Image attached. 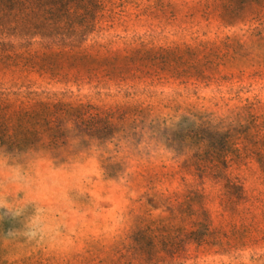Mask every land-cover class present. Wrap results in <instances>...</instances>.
I'll list each match as a JSON object with an SVG mask.
<instances>
[{"label": "rangeland", "instance_id": "rangeland-1", "mask_svg": "<svg viewBox=\"0 0 264 264\" xmlns=\"http://www.w3.org/2000/svg\"><path fill=\"white\" fill-rule=\"evenodd\" d=\"M92 12L81 48L91 47L95 61L70 58L73 68L64 69V58H52V70L25 74L23 82L0 75V92L35 94L67 112L62 124L70 133L50 151L63 158L71 139L91 153L92 177L62 244L3 241L0 264H264V177L256 155L264 157V0H101ZM132 104L145 108L143 125L154 120L156 133L99 147L74 120L78 110L85 117L111 113L119 123ZM39 106L11 97L0 103V124L11 117L13 134L25 124L18 111ZM244 147L249 155L235 157ZM197 149L202 173L182 168ZM224 153L225 170L214 158ZM212 158L239 186L229 196ZM107 159L122 163L113 178L104 175ZM16 226L6 219L0 232Z\"/></svg>", "mask_w": 264, "mask_h": 264}, {"label": "trees", "instance_id": "trees-1", "mask_svg": "<svg viewBox=\"0 0 264 264\" xmlns=\"http://www.w3.org/2000/svg\"><path fill=\"white\" fill-rule=\"evenodd\" d=\"M100 5L101 0H0V75H8L10 79L23 82L25 74L52 70L54 61L46 62L52 58L58 61L64 58V61H61V68L64 69L73 68L71 65L73 59L88 58L95 61L94 55H91L92 48H81V46L86 41L89 28L93 26L90 21L92 19L89 20V14H93V7ZM70 58L73 59L67 62ZM14 84L16 85V82ZM11 97L15 101L39 103L41 108L20 109L18 114L26 118L23 119L25 124L17 125L13 134H9L8 121L11 117H7V121L0 124V145L7 146L9 150L25 148L57 150L64 144L62 138L70 133L62 124V116L67 112H63L57 104L40 101L37 95H31V93L0 92V103H8ZM125 110H127L126 113H121L119 116V123L111 121L114 115L111 113L103 117L99 115L85 117L88 113L81 114L78 110H74L76 113L74 120L75 123L88 127L99 147L111 144L114 139L120 142L128 137L134 138L142 131L156 133L158 126L154 120H150L147 126L143 125L148 120V115L144 114L145 108H142V105L132 104ZM4 115L5 112L3 117H6ZM33 115L38 116L37 122L42 123L30 124L28 120ZM125 115L131 119L130 124L120 123ZM205 124L207 125V123L203 125ZM168 144L174 146V141L169 139ZM116 146L117 144H114L115 148ZM262 146L264 147V144ZM172 151L176 152V147H173ZM234 151L235 157L240 159L246 158L250 153L246 147L241 152ZM256 155L264 177V157L259 153ZM227 156V153H224L214 157L224 170L228 166ZM106 161L108 163L102 167L104 175L107 178L117 176L122 163H109L110 159ZM201 161L200 152L197 149L183 162L182 168L195 167L202 173L207 167L201 166ZM210 162L213 163H211V171L224 180V195H231V191L239 186L234 180L222 174L219 166L214 164L213 158Z\"/></svg>", "mask_w": 264, "mask_h": 264}, {"label": "clouds", "instance_id": "clouds-1", "mask_svg": "<svg viewBox=\"0 0 264 264\" xmlns=\"http://www.w3.org/2000/svg\"><path fill=\"white\" fill-rule=\"evenodd\" d=\"M66 139L63 158L47 148L9 150L0 145V222L18 226L0 232L10 245L57 246L81 214L90 187V152Z\"/></svg>", "mask_w": 264, "mask_h": 264}]
</instances>
